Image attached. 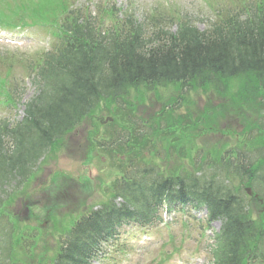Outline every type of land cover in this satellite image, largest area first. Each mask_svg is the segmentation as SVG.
<instances>
[{
	"label": "trees",
	"instance_id": "obj_1",
	"mask_svg": "<svg viewBox=\"0 0 264 264\" xmlns=\"http://www.w3.org/2000/svg\"><path fill=\"white\" fill-rule=\"evenodd\" d=\"M21 1L14 12L0 10V20L13 19L5 23L11 28L18 22L42 25L52 31L54 42L49 51L30 57L0 56V67L6 68L0 76L3 106L20 103L19 67L36 88L21 122L0 119L1 210L4 201L12 204L20 188L30 186L40 160L46 161L64 147L87 119L110 116L134 130L135 109L129 98L141 88L202 89L223 101L208 105L206 113L189 127L183 117L165 118L168 134L160 138L165 158L177 154L182 159L184 152V160L193 162L185 147L193 131L204 136L217 128L219 120L230 116L241 120L243 134L249 137L245 141L251 150L248 153L256 157H243L246 165L233 167L229 161L227 168L254 183L264 175V0L212 3L215 21L210 28L200 31L180 18L175 32L163 18H152L149 32L132 12L115 6H98L91 12L72 0ZM170 19L174 24L175 17ZM163 121H156L150 135L159 137ZM123 132L129 134L125 143L129 146L134 136L129 130ZM86 139L93 144L92 135ZM143 140L134 151L145 160L142 152L148 140ZM157 146L148 149L153 160ZM92 153L89 146L86 158ZM219 163L226 167V158ZM146 165L135 169L134 175L125 174L114 184L109 202L76 224L54 264H92L106 247L115 245L124 226L151 227L161 221L164 204L187 206L193 202L209 205L214 219L225 220L216 237L214 264H264V215L255 221L243 197L213 179L186 176L178 165L167 175L153 162ZM259 188L264 198V190ZM119 199L122 202L118 204Z\"/></svg>",
	"mask_w": 264,
	"mask_h": 264
},
{
	"label": "rangeland",
	"instance_id": "obj_2",
	"mask_svg": "<svg viewBox=\"0 0 264 264\" xmlns=\"http://www.w3.org/2000/svg\"><path fill=\"white\" fill-rule=\"evenodd\" d=\"M103 0H79L80 4H87L92 9L94 4L100 3ZM118 7L132 9L136 17L145 23L148 22V18L154 14H168L172 15L173 11L188 14L190 21L196 25L200 30H205L212 19V9L207 4L212 0H114ZM215 1V0H214ZM225 1V0H223ZM146 25V24H145ZM149 26V25H148ZM13 39L17 41L19 45L10 46L7 43H2L0 40V55L17 53L31 56L37 51H43L50 48L52 43L50 37L37 29H26L24 31H18L12 33L11 31H5L0 29V39ZM23 89V90H22ZM18 92L24 93L22 97V103L19 104L16 109H4L0 106V119L6 118L10 121L22 120L24 114V103L31 99L35 94L34 86L29 81H21L18 86ZM179 91L174 88L158 89L154 92L143 93V97L139 98L138 104L136 93H132L131 98L134 100V104L138 105V111L136 114L137 119L141 120V123L151 125L160 116L163 109L174 103L178 96L182 98L179 100V108L175 112L179 115L196 117L198 113L202 112L208 105H218L223 102L220 99L213 98L212 94H204L203 92L190 94L183 93L179 95ZM136 94V95H135ZM208 99L210 102L208 103ZM177 115V114H175ZM140 122V121H139ZM138 128V127H137ZM221 128L224 130V134L207 135L197 140L195 143L199 147H205V149L212 147H220L228 144L231 147H235L236 139L228 135L226 132L240 131V127L237 119H224L221 120ZM96 127L88 128L86 131L95 130ZM149 132V131H148ZM148 140L156 141L155 138L149 137ZM85 146L81 142V138L77 135L75 139L67 143V148L64 151H59L55 155V159L49 161L46 165L40 167V174L34 180L32 189L28 198L30 201L34 200L36 206L33 208L34 215L38 216V220L29 221L31 227L39 229L40 226L47 222L43 229V234L40 233V243L36 249V255H40V262L47 264L56 255L60 246V236L68 232L84 215L80 213H87L92 206H98L101 202L105 201L109 196L108 185L113 183L118 177H108L111 173L116 175L117 172L113 171L112 161L108 158L102 157L94 159L93 163L87 164L82 161ZM162 151V149H161ZM160 153H163L161 152ZM128 160V159H127ZM181 160L177 154H173L170 160L157 161V164L163 167H176ZM166 163V164H165ZM143 165V164H141ZM188 166L191 163H187ZM109 169V170H108ZM164 169V168H163ZM62 173L68 177L78 179L83 175L85 178H91V187L94 191L92 195L84 192L79 187L74 186L69 188L71 190L60 192L57 194L60 198L58 204L60 205L58 216L61 218L52 219V223L58 227L55 231L51 223H49L45 217H43V208L49 203L48 200L41 198L42 192L39 189L45 185L50 184L49 180L54 173ZM86 183V181H82ZM231 184L238 185L239 181L235 178H231ZM22 201H17L12 207L11 212L16 218L20 216L24 208ZM44 204H42V203ZM82 202L88 206H81ZM89 210V211H88ZM79 213V214H77ZM57 216V217H58ZM63 216V217H62ZM11 217V216H10ZM205 217V212H193L186 211L185 213H173L171 217H168V226L162 225L156 229L144 232L134 227H128L124 229L122 240L127 243L125 246L127 251L119 253L117 256L118 264H156L160 260L162 251L165 249L170 255L164 264H210L209 255L207 253L208 245L212 243L211 238L213 234L220 228L219 223L213 224L209 229L205 230L200 222L195 220ZM168 222V221H167ZM8 223L14 226L15 221L12 218H8ZM42 235V236H41ZM145 238L147 242L145 241ZM172 240V241H171ZM16 238H13L14 249ZM178 251V254L177 251ZM35 260V259H34ZM39 258H37V261ZM95 264H115L113 261L96 262Z\"/></svg>",
	"mask_w": 264,
	"mask_h": 264
}]
</instances>
